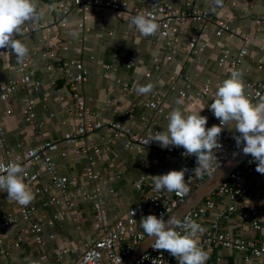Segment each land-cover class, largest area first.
<instances>
[{
  "label": "crops",
  "instance_id": "obj_1",
  "mask_svg": "<svg viewBox=\"0 0 264 264\" xmlns=\"http://www.w3.org/2000/svg\"><path fill=\"white\" fill-rule=\"evenodd\" d=\"M154 1L130 0V5L146 8ZM165 1L179 6L191 2L199 9L209 10L215 18L226 21L234 32L250 37L252 43L248 47V54L244 57L241 66L242 79L244 85L246 82L257 83L263 80L264 50L259 49L261 40L264 39L263 0H223L222 6H215L213 0ZM56 2L57 0H36L38 11L43 12L44 16L36 23H26L23 26L53 21ZM88 15V20L84 24L88 28L87 31L81 29L82 15L75 10L65 18L66 29L53 26L56 39H64L63 30L67 32L64 36L70 44L66 51L54 45L48 52V56L43 57L42 53L49 43L40 41L43 36L42 31L28 37L17 38L25 43L29 50L27 56L32 61L27 70L31 79L41 82L40 87L33 93L35 126L32 127L23 121L20 102L24 95L22 89L14 92L6 102L0 103V125L3 127L9 146L16 153H20L24 148L33 147L42 141L57 142L58 149L51 155L59 173L77 178L85 189L89 188L83 173L86 160L83 156L76 154L74 146L63 141L65 134L76 130L81 117L67 98L68 88L62 74L57 76L51 74L46 70V65L54 64L57 60H82L87 70V77L79 86L78 93L89 111L83 119L116 122L139 134H145L143 129L136 128L143 115H150L155 122V128L163 131L167 127L166 117L174 108L179 107L187 115L206 107V100H197L194 104H188L180 97L181 90L194 93L206 80H210L212 89L216 91L217 86L229 77V73L218 67L216 62L220 53L215 46V25L212 23H207L204 28H195L189 22L182 26L183 40L197 34L201 36L206 46L199 50L198 60L177 53L168 63L164 61L166 50L159 43H153L156 40V34L141 36L126 15L95 8H92ZM70 33L81 34L83 40L78 42ZM223 41L229 44L230 57H234L240 46L238 38L229 39L225 35ZM132 55L135 56L134 64L127 67L126 64ZM259 59L263 60L261 69L258 68ZM16 60V56L9 50L5 57L0 58V81L8 82L15 77L11 67ZM155 60L158 67L155 66ZM195 74L197 76H194ZM184 77L193 78L192 85L187 87L183 81ZM137 83L140 85L152 83L154 85L152 92L157 90L162 93V115L148 110L143 105L144 100L152 92L147 95L137 94L135 91ZM124 85L133 89V92L124 90ZM177 99H182L183 104L177 105L175 103ZM203 109L200 110V115L205 116ZM212 125H215V122L207 117L205 127L209 128ZM222 131L230 134L239 133L235 131L234 123L227 124ZM125 141L126 137L114 136L105 127L95 130L82 139L83 145H96L102 149V158L98 166L104 176L114 178L103 194L106 201V213L110 219L126 214L127 210L138 201L134 184L141 174H145L153 183L152 176L162 175L165 167L177 163L176 158L164 156L156 147H148L141 154H136L125 148ZM18 143L22 144L21 148H16ZM25 169L27 174L35 172L39 174L35 182H26L23 178L24 174H21L27 188H42L50 184L49 176L38 166ZM248 181L252 184V195L249 200L241 202L239 209L246 212L254 210L256 218L249 216L243 221L235 217L229 220L222 219L219 221V228L233 235H238L240 230H243L245 237L264 239V178L255 170ZM109 188L113 192H110ZM54 194H56L55 190H50L38 197L36 202L38 213L44 211L48 216H53L62 210L61 204H51L40 208V202L47 201ZM214 199L216 208L210 212L208 220H212L216 212L226 207L228 203L225 197H214ZM9 213H16L14 201L7 198V192H0V223L6 220ZM143 217L137 219L140 228H142ZM92 220V204L75 195L73 207L67 212L64 220L57 221L52 226L46 224L41 226V236L45 242L41 249L46 257L41 264H60L55 252L62 248L70 251L64 256L65 262L75 260L82 250V243L95 235ZM254 220L260 225V229L249 232ZM23 227L24 224H17L10 228H0V237L3 239L4 246L13 245ZM36 249L37 245L31 234H23L20 245L9 249L8 259L15 264H30L36 260ZM204 250L208 253L206 264H264V256L252 258L237 250L219 246ZM169 256L176 259L170 253Z\"/></svg>",
  "mask_w": 264,
  "mask_h": 264
},
{
  "label": "built area",
  "instance_id": "obj_2",
  "mask_svg": "<svg viewBox=\"0 0 264 264\" xmlns=\"http://www.w3.org/2000/svg\"><path fill=\"white\" fill-rule=\"evenodd\" d=\"M92 8L111 10L117 14H124L130 20L137 14L154 17L155 21L159 24V30L156 33V40L153 43H159L166 50L164 61L168 63L172 61L173 56L177 53L198 60L199 50L206 46L201 36L197 34L191 35L187 40L182 39V26L188 22L193 24L195 28H204L207 23L215 25V46L220 53L216 62L218 67L229 73V76L233 70L241 71L244 57L248 54V47L252 43L250 37L242 36L239 32H234L226 21L215 18L209 10L199 9L191 2L179 6L165 0H155L146 8L131 6L130 0H57L53 21L33 26H23V35H18L15 38L28 37L33 33L42 31L43 36L40 41L49 43L44 53H42L43 57L48 56V52L54 45L62 51H66L70 44V41L66 40L64 36L67 32L63 30L62 36L64 39H56L54 38L56 34L53 33L55 28L53 26L55 25L61 29H66L65 18L70 12L75 10L82 15L83 26L81 29L87 31L88 28L84 24L88 20L89 11ZM225 35L229 39L238 38L240 42L237 54L234 57H230L229 44L223 41ZM73 36L78 42L83 40L81 34H73ZM259 49L264 50V39L261 40ZM7 51V49H0V58L5 57ZM31 61L32 59L28 56L22 62L16 60L11 67L15 77L8 82L0 81V103L6 102L14 92L22 89L24 91V95L20 99L22 104V118L24 122L34 127L35 101L33 93L40 87L41 82L33 81L28 73L27 69ZM134 61L135 56H130L126 66L131 67ZM154 63L158 67L156 60ZM262 65L263 60L259 59L258 68L261 69ZM46 70L55 76L62 74L68 88L67 98L81 117V121L76 130L65 134L63 141L68 145L74 146L76 148V154L85 158L86 163L83 168V173L89 188H83L77 178L59 173L51 155L52 152L58 149L57 142L42 141L33 147L24 148L22 152L16 153L7 143L3 127L0 125V167H6L10 163H19L24 168L38 166L46 172L50 179V184L42 188H28L34 193V200L27 206H21L14 202L16 213H9L6 220L0 223V228H10L17 224H24L20 235L13 245L4 246L3 239L0 237V264H15L8 259L9 249L20 245L23 234H31L33 241L37 245V249L35 250L36 260L30 264H41L46 258L41 249L45 244L41 236V226L42 224L52 226L55 222L64 220L67 212L73 207L75 195L80 196L92 204V227L95 230V235L82 243L81 252L72 262L67 263L64 261V256L70 252L67 248L56 250L55 256L57 261L60 264H120L146 237L143 229L138 225V217H146L151 214L157 216V218L163 216L165 219L208 176L215 173L243 145V143L239 147L236 145L234 137L240 135L239 133L230 134L221 131L218 138L219 143L222 145L221 149L213 151L214 159L211 166L207 170L198 173L195 170L197 166L195 156L185 155V150L182 147L169 146L168 148H161L156 142L145 144V141L151 135L159 131L155 128V122L150 115H143L140 118V123L136 127L137 129H143L145 134H139L116 122L84 120L83 118L88 115L89 111L84 100L78 93L79 86L87 77V70L82 60H57L54 64L46 65ZM194 76L197 75L195 74ZM183 81L189 87L193 83V78L184 77ZM170 88L173 89L172 86ZM245 88L246 96L252 102L257 101L258 94L264 95V78L257 83L246 82ZM123 89L133 92V89L127 85H124ZM214 93L215 90L212 89L210 80H206L194 93L181 90L179 95L188 104H194L197 100H206L207 104L203 109L204 115L210 117L215 122V125H219L220 121L207 107L213 102L212 98ZM161 97L162 93L160 91H153L144 100L143 105L148 110L162 115ZM102 127L107 128L114 136L126 137L125 148L136 154H141L148 147H156L164 156L176 158L177 163L165 167L163 174H166L170 170L188 169L189 171L185 173V183L189 187V193L185 196H177L175 192L170 193L166 189L156 191L154 190V184L149 181V178L145 174H141L134 184L138 194V201L127 210L126 214L110 219L106 213V201L103 194L105 188H107L114 178L104 176L98 166L102 158V149L96 145L85 146L82 144L84 137ZM21 147L22 144L20 143L16 145V148ZM255 170L256 162L253 161V158L249 154L243 163L233 170L211 194L206 196L199 204L187 211L180 218L183 221L185 217H191L204 228V232L199 234L198 240L201 248L210 250L212 247L219 246L237 250L252 258L264 256V239L257 240L253 237H245L243 236V230H240L238 235H233L219 228V221L222 219L229 220L235 217L243 221L249 216L253 219L256 218V212L254 210L246 212L243 209H239L241 202L249 200L252 195V184L248 181V178ZM23 174L26 182H35L39 177L38 172ZM261 175L264 178V174ZM50 190H55L56 194L51 195L47 201H41L40 208L51 204H61L62 210L53 216H48L44 211L38 213V207L36 206L38 197L42 193L50 192ZM109 191L113 192L111 188H109ZM214 197H225L228 199V203L226 207L216 212L212 220H208V215L216 208ZM259 229L260 225L254 220L249 232ZM176 230L183 233L182 229ZM131 264H178V261L177 259L171 258L167 251L156 250L150 246Z\"/></svg>",
  "mask_w": 264,
  "mask_h": 264
},
{
  "label": "clouds",
  "instance_id": "obj_3",
  "mask_svg": "<svg viewBox=\"0 0 264 264\" xmlns=\"http://www.w3.org/2000/svg\"><path fill=\"white\" fill-rule=\"evenodd\" d=\"M215 6H222L223 0H213ZM214 10V9H213ZM44 16L38 11L36 0H0V49H7L14 54L18 62L28 55V48L20 39L23 35L22 26L26 23H36ZM131 25L144 37L155 35L159 24L154 17L137 14L131 18ZM74 34V33H70ZM243 73L233 70L216 88L212 103L207 107L220 121L219 125L206 128L207 117L200 115V110L187 115L179 107L170 111L166 117V130L156 131L145 144L156 142L161 148L182 147L185 155H194L196 172L207 170L214 159L213 151L220 150L219 136L224 125L234 123L237 147L243 143L242 153L251 155L256 162V171L264 174V95L258 94V101L253 103L245 95ZM154 85L137 83L135 91L140 95L152 92ZM177 105L183 100L177 99ZM237 155V153H233ZM188 169L170 170L166 174L152 176L154 190L175 192L177 196L189 193L185 183V173ZM26 169L19 163H10L0 167V192H7V198L21 206L29 205L35 198L25 183L21 174ZM133 215V213H132ZM141 227L147 237L152 238L150 246L156 250H164L174 256L178 264H206L208 253L199 246V234L204 228L191 217L183 221L176 215H147L141 219ZM176 229H182L177 231Z\"/></svg>",
  "mask_w": 264,
  "mask_h": 264
},
{
  "label": "water",
  "instance_id": "obj_4",
  "mask_svg": "<svg viewBox=\"0 0 264 264\" xmlns=\"http://www.w3.org/2000/svg\"><path fill=\"white\" fill-rule=\"evenodd\" d=\"M243 145L233 155L229 158L215 173L208 176L194 191L193 193L175 210H173L169 215H176L181 218L187 211L194 208L199 204L206 196L211 194L215 188L225 179L227 176L235 170L248 155L242 153ZM168 215V216H169ZM165 218V220L168 218ZM152 242L151 237H145L144 240L136 246L133 252L124 258L120 264H131L136 258H138L143 252H145Z\"/></svg>",
  "mask_w": 264,
  "mask_h": 264
}]
</instances>
